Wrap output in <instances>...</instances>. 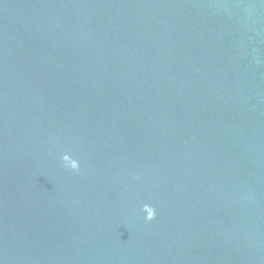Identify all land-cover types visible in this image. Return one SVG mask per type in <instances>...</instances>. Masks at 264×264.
Masks as SVG:
<instances>
[{
	"label": "water",
	"instance_id": "1",
	"mask_svg": "<svg viewBox=\"0 0 264 264\" xmlns=\"http://www.w3.org/2000/svg\"><path fill=\"white\" fill-rule=\"evenodd\" d=\"M0 264H264V0H0Z\"/></svg>",
	"mask_w": 264,
	"mask_h": 264
},
{
	"label": "clouds",
	"instance_id": "2",
	"mask_svg": "<svg viewBox=\"0 0 264 264\" xmlns=\"http://www.w3.org/2000/svg\"><path fill=\"white\" fill-rule=\"evenodd\" d=\"M61 161H62V164L65 168L69 169V170H72V171H78L79 170V162L77 160H73L70 164L67 163L68 161V156L66 154H63L61 156ZM141 211L144 213V219L146 221H151L155 218V208L152 207L151 205L149 204H144L141 208Z\"/></svg>",
	"mask_w": 264,
	"mask_h": 264
}]
</instances>
